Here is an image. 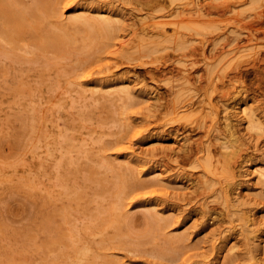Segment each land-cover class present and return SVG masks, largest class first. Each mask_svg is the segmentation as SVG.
Instances as JSON below:
<instances>
[{
    "label": "rangeland",
    "instance_id": "rangeland-1",
    "mask_svg": "<svg viewBox=\"0 0 264 264\" xmlns=\"http://www.w3.org/2000/svg\"><path fill=\"white\" fill-rule=\"evenodd\" d=\"M0 264H264V0H0Z\"/></svg>",
    "mask_w": 264,
    "mask_h": 264
},
{
    "label": "bare ground",
    "instance_id": "bare-ground-1",
    "mask_svg": "<svg viewBox=\"0 0 264 264\" xmlns=\"http://www.w3.org/2000/svg\"><path fill=\"white\" fill-rule=\"evenodd\" d=\"M247 108V107H246ZM243 109V108H242ZM248 129V128H247Z\"/></svg>",
    "mask_w": 264,
    "mask_h": 264
}]
</instances>
